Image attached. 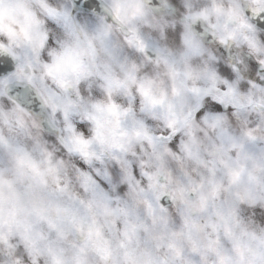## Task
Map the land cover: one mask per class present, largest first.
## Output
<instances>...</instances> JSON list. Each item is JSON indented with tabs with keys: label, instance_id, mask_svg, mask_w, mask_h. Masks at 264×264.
I'll use <instances>...</instances> for the list:
<instances>
[{
	"label": "clouds",
	"instance_id": "1",
	"mask_svg": "<svg viewBox=\"0 0 264 264\" xmlns=\"http://www.w3.org/2000/svg\"><path fill=\"white\" fill-rule=\"evenodd\" d=\"M0 264H264V0H0Z\"/></svg>",
	"mask_w": 264,
	"mask_h": 264
}]
</instances>
